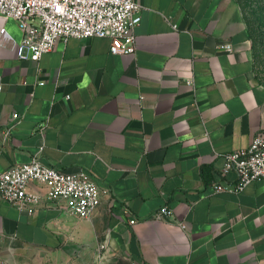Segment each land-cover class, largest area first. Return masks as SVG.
<instances>
[{"label": "crops", "instance_id": "crops-1", "mask_svg": "<svg viewBox=\"0 0 264 264\" xmlns=\"http://www.w3.org/2000/svg\"><path fill=\"white\" fill-rule=\"evenodd\" d=\"M135 1L133 55L95 37L21 60L18 22L0 17V173L43 148L45 165L84 171L103 191L88 219L63 201L28 214L0 199V264H264V179L231 192L237 175L222 172L224 154L264 132L240 4ZM164 206L173 218L153 220Z\"/></svg>", "mask_w": 264, "mask_h": 264}, {"label": "built area", "instance_id": "built-area-1", "mask_svg": "<svg viewBox=\"0 0 264 264\" xmlns=\"http://www.w3.org/2000/svg\"><path fill=\"white\" fill-rule=\"evenodd\" d=\"M140 11L141 6L135 0H0V17L17 21L23 33L22 41L13 45L17 57L35 63L58 41L69 39L109 38L112 54L133 55L137 49L134 30L141 21ZM0 39L3 43L10 40L5 29L1 30ZM220 49L233 52L234 47L226 43ZM21 118L22 115L14 113L10 125ZM46 128L44 122L37 131L43 134ZM42 151L43 148L29 163L14 165L0 173V199L28 214L45 201H63L70 214L80 219L90 218L101 202V188L84 171L66 173L45 165ZM223 158V174L234 172L238 178L236 186L229 191L240 192L264 179V132L253 138L249 148L226 153ZM34 185L45 187L46 194L32 190ZM215 190L228 189L217 185ZM171 218L173 212L167 206L152 217L156 221ZM137 223L136 219L130 221V225ZM178 225L186 227L184 222Z\"/></svg>", "mask_w": 264, "mask_h": 264}, {"label": "rangeland", "instance_id": "rangeland-1", "mask_svg": "<svg viewBox=\"0 0 264 264\" xmlns=\"http://www.w3.org/2000/svg\"><path fill=\"white\" fill-rule=\"evenodd\" d=\"M237 1L248 27L257 76L264 85V0Z\"/></svg>", "mask_w": 264, "mask_h": 264}]
</instances>
